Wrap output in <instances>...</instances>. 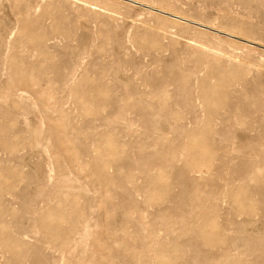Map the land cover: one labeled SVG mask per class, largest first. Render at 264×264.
<instances>
[{"label": "rangeland", "instance_id": "1", "mask_svg": "<svg viewBox=\"0 0 264 264\" xmlns=\"http://www.w3.org/2000/svg\"><path fill=\"white\" fill-rule=\"evenodd\" d=\"M0 264H264V0H0Z\"/></svg>", "mask_w": 264, "mask_h": 264}, {"label": "bare ground", "instance_id": "2", "mask_svg": "<svg viewBox=\"0 0 264 264\" xmlns=\"http://www.w3.org/2000/svg\"><path fill=\"white\" fill-rule=\"evenodd\" d=\"M156 8V7H155ZM157 9V8H156ZM159 11H161L160 9H159ZM163 11V13H166V14H168V15H171V16H174V17H177L178 19L180 18V19H185V20H187L186 18H183V17H181V16H178V15H175L174 13L172 14L171 12H168V11H166V10H162ZM177 18H174V19H176L177 20ZM184 20V21H185ZM191 23V22H190ZM202 24V23H201ZM203 25V24H202ZM202 25H199V26H202ZM205 27H207V26H205ZM231 37H233V39L234 38H240L239 36H236V35H234V34H229ZM242 39V38H241ZM245 40V39H244ZM245 41H247V43L248 42H250L251 43V41H248V40H245ZM246 43V44H247ZM257 43V42H256ZM249 44V43H248ZM251 46V45H250Z\"/></svg>", "mask_w": 264, "mask_h": 264}]
</instances>
